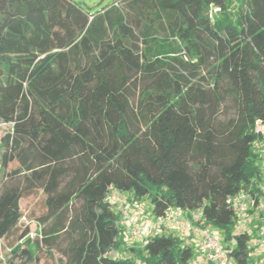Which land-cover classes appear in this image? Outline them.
Segmentation results:
<instances>
[{
  "label": "trees",
  "instance_id": "obj_1",
  "mask_svg": "<svg viewBox=\"0 0 264 264\" xmlns=\"http://www.w3.org/2000/svg\"><path fill=\"white\" fill-rule=\"evenodd\" d=\"M0 120L12 124L0 171L19 164L0 193V238L41 190L48 248L79 233L60 264H188L193 249L175 234L115 258L126 240L107 191L147 198L155 215L201 209L230 239L227 199L262 174L252 128L264 124V0H115L95 12L84 0H0ZM250 239L237 236L236 264H254ZM32 242L15 250L24 263L38 257Z\"/></svg>",
  "mask_w": 264,
  "mask_h": 264
},
{
  "label": "built area",
  "instance_id": "obj_2",
  "mask_svg": "<svg viewBox=\"0 0 264 264\" xmlns=\"http://www.w3.org/2000/svg\"><path fill=\"white\" fill-rule=\"evenodd\" d=\"M119 5L118 2L115 3ZM221 12V7L212 5L209 16L212 20ZM252 132L255 134L254 149L262 159V174L258 189L249 185L227 199L233 209L235 227L230 239L210 224L201 209H186L170 206L163 214H148L138 205H126L122 192L111 185L106 199L118 213L117 225L123 230L126 241L140 238L143 247L149 241L164 234H175L193 249L188 264H236L232 255L237 236L248 233L251 237V259L254 264L264 260V124L256 120ZM131 246V245H130ZM115 258H122L120 252Z\"/></svg>",
  "mask_w": 264,
  "mask_h": 264
},
{
  "label": "rangeland",
  "instance_id": "obj_3",
  "mask_svg": "<svg viewBox=\"0 0 264 264\" xmlns=\"http://www.w3.org/2000/svg\"><path fill=\"white\" fill-rule=\"evenodd\" d=\"M84 1L87 3L88 7H90V10L95 12L107 5L112 4L115 0ZM227 114H229V116H234V109H228L227 111L223 110L222 118L224 119ZM11 128V123H5L0 120V142L1 138L8 131H10ZM1 150L2 149L0 148V151ZM18 166V162L15 161L10 163L5 171H0V193L3 189V185L8 180L6 174L14 168H17ZM45 198L46 195L41 190H39L38 193L21 199L20 207L23 212V217L21 218L17 228L10 235H8L7 237L0 238V264H60L61 260L66 259V253L72 243L78 239L79 233L71 231V229L70 232L68 231L61 233L58 240L51 247V249L48 248V245H46V243L42 240V237L40 236L41 229H43L44 227L49 228L51 224H53L54 219L50 220L47 224H44L42 221L47 213V209L44 204ZM122 198L126 205L128 204L141 206L145 209V211H147L148 209L149 214H152L153 205L149 199L144 198V200L141 201L140 199L134 198L133 193L128 194L127 192L122 193ZM75 208L80 210L81 202L79 200L73 201L70 209L68 210V219H70L71 217L74 218L76 213ZM25 232H29V234L23 239H21V236H23ZM28 239H30L29 242H27ZM36 240L40 241L41 247V249L37 253L38 257L33 261L24 263L20 255L15 253V250L17 249L18 245H22L23 248H26L28 246L35 247V244L32 241ZM131 244H134L138 248H143L141 239L135 238L132 239L130 242L126 241L120 254L123 256L129 254V249L127 250V248ZM34 250H36V248Z\"/></svg>",
  "mask_w": 264,
  "mask_h": 264
},
{
  "label": "crops",
  "instance_id": "obj_4",
  "mask_svg": "<svg viewBox=\"0 0 264 264\" xmlns=\"http://www.w3.org/2000/svg\"><path fill=\"white\" fill-rule=\"evenodd\" d=\"M128 194L130 193L131 194V192H127ZM134 196V195H133ZM135 198V197H134ZM141 201L142 200H144V198L143 199H140ZM133 203V202H132ZM139 203V202H138ZM146 212H148V209H147V211ZM148 214H149V212H148ZM153 214V213H152Z\"/></svg>",
  "mask_w": 264,
  "mask_h": 264
}]
</instances>
